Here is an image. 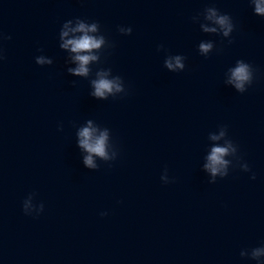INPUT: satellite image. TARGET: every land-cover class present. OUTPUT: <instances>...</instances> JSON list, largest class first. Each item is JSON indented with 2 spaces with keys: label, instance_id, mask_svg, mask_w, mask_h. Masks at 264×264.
<instances>
[{
  "label": "water",
  "instance_id": "water-1",
  "mask_svg": "<svg viewBox=\"0 0 264 264\" xmlns=\"http://www.w3.org/2000/svg\"><path fill=\"white\" fill-rule=\"evenodd\" d=\"M207 7L230 16L228 36ZM254 7L0 0V264H264V17ZM77 18L104 37L87 76L69 72L76 54L61 47L82 35L60 38ZM175 56L184 69L165 66ZM238 61L252 74L244 92L229 83ZM100 73L124 91L94 97ZM89 122L107 133L109 159L93 156L96 168L79 147ZM227 142L228 175L213 177L207 158Z\"/></svg>",
  "mask_w": 264,
  "mask_h": 264
},
{
  "label": "clouds",
  "instance_id": "clouds-1",
  "mask_svg": "<svg viewBox=\"0 0 264 264\" xmlns=\"http://www.w3.org/2000/svg\"><path fill=\"white\" fill-rule=\"evenodd\" d=\"M254 4L255 14L261 17H264V0H252ZM207 12L206 19L214 20L216 24L223 29V35L228 36L233 31V23L231 22L230 16L227 14H218V9L215 7H207L205 9ZM193 20H196V17H193ZM72 21L68 20L67 23L63 25V30L61 31V39L67 37L69 35V31L82 33L81 36L75 39H67L64 40L61 45L64 49H70L71 52L75 53V61L78 62V67L75 69H69V72H72L75 75L79 76H87L89 72V68L87 67L91 61H95L97 59L96 55L91 54L92 50L99 49L101 45L104 43V37L100 36L99 38L89 35V33H94L97 31L98 22H93L91 24H87L83 19L77 18V26L75 28L69 29V24ZM205 32H217L216 28H209L205 25H201ZM119 31L125 34H131V27H120ZM10 39V37H7ZM232 41L229 40V43ZM212 45L210 43H201L200 51L201 53L207 54ZM3 59V56L0 55V60ZM174 60V63H173ZM36 63L38 65L52 64V60H48L43 56L36 57ZM165 66L172 71H176L177 69H184V64L182 63L181 56H175L173 58H169L165 61ZM101 76L100 79L93 81V86L95 88L94 93L92 95L94 97L104 98L107 94H114L123 92L121 84L117 82L119 77L116 80H108L104 78V73L99 74ZM252 74L250 72L249 65L238 61L237 66L231 71V80L229 83H233L235 88L240 92L245 91V84L251 83ZM95 129L91 127V122H89L88 127H84L79 132V147L85 150L88 155L84 157L83 163L88 168H96L97 165L94 163L93 156H99L105 160L109 159L108 154L105 150L107 133H102L100 136L94 135ZM225 133L221 131L220 136H224ZM220 137L213 136L212 139H219ZM230 151L234 153L236 149L232 146L231 142H227V146L225 147H213L211 150V154L208 156V163L205 165V168L215 177L217 174L222 177H226L228 175L226 171V167L228 161L224 159L226 155L230 154ZM245 170L248 171V166L245 165ZM252 179H255V175L253 174ZM212 183V182H210ZM29 206V202L25 201L23 204V211L27 215V208ZM43 210L44 205H40ZM101 215H106V213H102ZM254 255H260V250H257Z\"/></svg>",
  "mask_w": 264,
  "mask_h": 264
}]
</instances>
